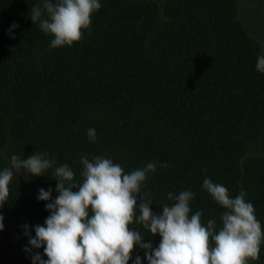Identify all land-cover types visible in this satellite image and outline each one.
<instances>
[{
	"label": "trees",
	"instance_id": "trees-1",
	"mask_svg": "<svg viewBox=\"0 0 264 264\" xmlns=\"http://www.w3.org/2000/svg\"><path fill=\"white\" fill-rule=\"evenodd\" d=\"M99 2L79 42L52 48L54 37L29 15L42 0H0V171L12 155L47 153L55 161L42 176L14 175L0 207V264H32L36 252L47 259L43 248L25 251L22 225L35 236L50 215L39 190L51 189L55 199L53 173L63 164L82 182L85 155L112 159L125 173L155 162L141 186L153 213L174 203L168 192L190 190V215L202 211V223L215 220L216 232L227 209L203 180L224 185L231 198L243 190L264 231V73L256 70L264 0H253L257 14L249 0ZM130 227L159 245L158 234ZM144 252L137 245L129 264L137 255L148 264ZM249 264H264V242Z\"/></svg>",
	"mask_w": 264,
	"mask_h": 264
},
{
	"label": "clouds",
	"instance_id": "clouds-1",
	"mask_svg": "<svg viewBox=\"0 0 264 264\" xmlns=\"http://www.w3.org/2000/svg\"><path fill=\"white\" fill-rule=\"evenodd\" d=\"M100 7L99 0H42V7L31 8L29 15L42 32L54 37L50 46L58 48L79 42L83 30L91 25L92 14ZM256 70L264 73V55L257 57ZM87 136L95 142L96 130L89 128ZM46 156L35 153L23 160L11 156L10 167L0 171V207L6 203L9 185L21 169L25 175L38 177L53 167L55 161ZM80 163L82 182H76L74 171L63 164L55 167V178L51 176L57 181L55 199L51 189L39 190L37 199L50 201L45 205L50 215L44 225L34 226L35 236L30 235L27 224L22 225L31 246L25 251L43 248V256L47 257L43 259L36 252L32 264H129L137 245L145 250L148 264H249L259 259L264 231L243 190L231 198L224 185L209 178L203 180V189L227 209L221 217L222 227L216 232L215 220H208L207 226L202 223V211L190 215L189 202L194 196L190 190L178 195L168 192L167 198L174 203L161 206L160 214L153 213L151 194H141V186L148 174L156 171L155 162L130 173L102 156L90 161L85 155ZM160 167L167 168L168 164ZM3 219L0 215V231L4 230ZM133 223L142 225L153 237L158 234L159 245L154 248L151 241L143 242L140 231L130 227ZM133 264H143L142 258L137 255Z\"/></svg>",
	"mask_w": 264,
	"mask_h": 264
},
{
	"label": "rangeland",
	"instance_id": "rangeland-1",
	"mask_svg": "<svg viewBox=\"0 0 264 264\" xmlns=\"http://www.w3.org/2000/svg\"><path fill=\"white\" fill-rule=\"evenodd\" d=\"M245 1H247V0H241V3H243V2H245ZM249 1H251L252 2V10H251V14H253V13H255V14H257V12L259 11V6H258V4H256L255 2H253V0H249ZM257 6H258V8H257ZM251 14L250 13H247L246 14V17H251ZM254 26V25H253Z\"/></svg>",
	"mask_w": 264,
	"mask_h": 264
}]
</instances>
